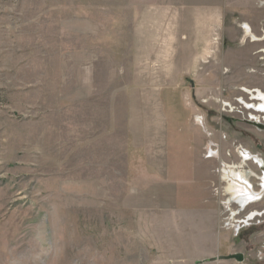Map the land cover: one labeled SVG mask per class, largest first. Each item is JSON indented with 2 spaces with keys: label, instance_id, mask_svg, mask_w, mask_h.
Returning a JSON list of instances; mask_svg holds the SVG:
<instances>
[{
  "label": "rangeland",
  "instance_id": "374dc122",
  "mask_svg": "<svg viewBox=\"0 0 264 264\" xmlns=\"http://www.w3.org/2000/svg\"><path fill=\"white\" fill-rule=\"evenodd\" d=\"M259 96L264 0H0V264H264ZM183 130L210 187L166 201Z\"/></svg>",
  "mask_w": 264,
  "mask_h": 264
},
{
  "label": "crops",
  "instance_id": "0c3cea01",
  "mask_svg": "<svg viewBox=\"0 0 264 264\" xmlns=\"http://www.w3.org/2000/svg\"><path fill=\"white\" fill-rule=\"evenodd\" d=\"M170 138L171 135L167 136L163 147L146 154V158H148V168L152 167L153 175L158 176V179L153 182V185L157 187L161 186L162 189L170 193V195L164 194V197L167 196L166 201L175 200L177 197V190H179L181 186L183 188L193 186L197 188L199 186H206L205 189L209 188L213 162L215 161L207 155L206 157L204 153L194 150L193 145L202 144L201 138L190 136L188 130H183L181 136L177 137V141L174 143L172 142V144ZM201 202L200 207L203 209H207V206L212 203L207 202L205 199L201 200ZM192 204L194 203L189 202L190 206H192ZM176 206L181 207L182 205L179 204ZM227 235L228 234L222 235L217 233V235L214 236V239L218 241L217 251L214 253L220 256L218 264H233L231 263V259H221V256H228V253H225L229 242V237H227Z\"/></svg>",
  "mask_w": 264,
  "mask_h": 264
},
{
  "label": "bare ground",
  "instance_id": "6f19581e",
  "mask_svg": "<svg viewBox=\"0 0 264 264\" xmlns=\"http://www.w3.org/2000/svg\"><path fill=\"white\" fill-rule=\"evenodd\" d=\"M243 26H244V28H245V30L247 32V35H252L249 25L247 23H245ZM252 36L253 37H256L254 35H252ZM259 97H261V99H263L262 107L264 108V96H259ZM261 99H258V100H261ZM261 102H262V100H261ZM242 155H244V154L242 153ZM230 166H233V165H229V167ZM235 178H239L241 182L240 181H237V179H235V181L234 180H231L232 182H230V185H229L228 190L230 192H232L233 194H237V193H240V192L243 193L245 191H248L247 186L245 185L246 184V178H245V176H243L241 174L239 175V173H236L235 174ZM263 182H264V180H263ZM252 193L255 194V195L260 194V192H257V191H254ZM242 200H243V198H242ZM242 200H240V201H242Z\"/></svg>",
  "mask_w": 264,
  "mask_h": 264
},
{
  "label": "built area",
  "instance_id": "2783aa9c",
  "mask_svg": "<svg viewBox=\"0 0 264 264\" xmlns=\"http://www.w3.org/2000/svg\"><path fill=\"white\" fill-rule=\"evenodd\" d=\"M258 102H259V103H257L258 105H261L262 104L260 100H258ZM253 108H254V110H256L255 107H253ZM258 110H259V113H260V117L263 116V119H264V114H263L264 108L262 107L261 110L260 109H257L256 111H258Z\"/></svg>",
  "mask_w": 264,
  "mask_h": 264
},
{
  "label": "water",
  "instance_id": "95a60500",
  "mask_svg": "<svg viewBox=\"0 0 264 264\" xmlns=\"http://www.w3.org/2000/svg\"><path fill=\"white\" fill-rule=\"evenodd\" d=\"M233 257L236 258L238 261H242L243 260L242 254H236Z\"/></svg>",
  "mask_w": 264,
  "mask_h": 264
}]
</instances>
